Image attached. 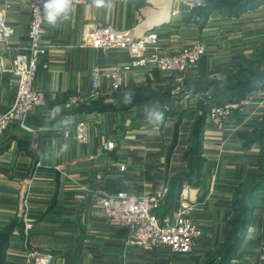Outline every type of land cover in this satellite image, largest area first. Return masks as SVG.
Masks as SVG:
<instances>
[{
  "label": "crops",
  "instance_id": "crops-1",
  "mask_svg": "<svg viewBox=\"0 0 264 264\" xmlns=\"http://www.w3.org/2000/svg\"><path fill=\"white\" fill-rule=\"evenodd\" d=\"M111 5L98 8L93 0L72 4L58 27L45 21L46 52L39 58L34 88L45 94L46 103L24 125L12 124L0 138V233L16 220L23 223L1 253L3 264H27L30 251L51 253L54 264H217L220 250L235 231L230 222L236 192L259 167L260 146L247 142L264 118V94L245 115H233L222 128L213 127L204 113L201 164L190 178L184 156L198 108L219 103L215 92L222 93L223 87L213 79L224 84L241 60L254 59L256 51L264 54V21L256 19L264 5L240 16L217 13L208 19L194 11L195 0H111ZM0 10L14 29L0 47V112H4L16 96L18 77L11 70L15 56L27 52L31 14L29 0H0ZM95 22L132 38L155 32L168 53L199 42L207 44L208 53L198 70L186 76L183 87L175 74L139 68L126 74L124 86L115 93H108L105 84L106 94L96 100L103 99V105L112 109L68 113L79 107L70 106L69 99L88 95L95 66L113 70L129 61L125 52L81 46L85 25ZM257 61L264 65V59ZM128 92L134 93L132 101L125 100ZM152 101L164 113L158 126L149 123L142 110ZM55 105L62 112L49 120L48 110ZM63 117L72 118L67 128L59 123ZM80 121L90 126L88 144L76 139ZM185 182L191 186L194 218L203 232L187 255L172 254L165 247L127 246L129 231L110 225L104 211L95 206L102 193L156 196L166 189L158 211L165 216L178 207ZM247 225L229 264H264L259 258L264 192L256 197Z\"/></svg>",
  "mask_w": 264,
  "mask_h": 264
},
{
  "label": "built area",
  "instance_id": "built-area-1",
  "mask_svg": "<svg viewBox=\"0 0 264 264\" xmlns=\"http://www.w3.org/2000/svg\"><path fill=\"white\" fill-rule=\"evenodd\" d=\"M88 1L73 0V4L85 5ZM44 2L45 0H29L31 14L29 46L27 52H21L14 58L11 71L18 77L17 92L12 105L4 112H0V138L12 124L24 125L28 117L46 103L45 94L34 88L40 71L39 58L46 52L43 46ZM13 35V27L0 10V47L2 44H7ZM81 46H90L105 53L125 52L129 56V61L113 70H106L100 65L95 66L92 70V83L88 95L85 98L69 99L70 106H80L104 96L105 84L108 93L119 91L124 86L126 74L139 68H154L160 72L175 74L179 87H183L186 76L198 70L201 59L208 53V46L203 42L168 53L160 47L159 37L155 32L132 38L101 22L85 25ZM254 95L248 94L241 100H233L223 105L211 104L207 112L209 123L215 128H222L233 115H245L247 111L244 108L250 104ZM75 131L79 143H89L90 126L87 122H78ZM107 146L110 149L114 148L112 143ZM190 190V184L185 182L178 207L165 216L160 215L158 211L167 193L166 189L156 196H137L128 191L115 194L102 193L96 198L95 206L104 211L110 225L129 231L127 246L144 249L165 247L172 254L187 255L194 251L196 241L203 236L194 218L193 213L197 208L191 202ZM259 258L264 261V244ZM54 261L55 256L51 253L38 251H30L26 260L27 264H54Z\"/></svg>",
  "mask_w": 264,
  "mask_h": 264
},
{
  "label": "trees",
  "instance_id": "trees-1",
  "mask_svg": "<svg viewBox=\"0 0 264 264\" xmlns=\"http://www.w3.org/2000/svg\"><path fill=\"white\" fill-rule=\"evenodd\" d=\"M261 5H264V0H200V3H196L195 0L194 11L197 15L205 19H208L209 15L217 13L227 15L228 17H235L249 10L257 9ZM262 48L264 49V43L262 44ZM213 82H215L217 87L219 85L223 87L222 93L218 94V91L215 92V97L219 99L218 104L223 105L233 100H241L260 86L264 88V65L256 61L252 62V65H250L249 59L244 58L243 61L239 63L237 71L230 81L223 84L214 78ZM102 102L103 99L91 101L89 102L90 105L73 107L74 109H69L68 113L108 111L112 109L109 106L103 105ZM208 107L209 106L203 107L201 105L198 108L199 114L197 113V121L192 129L193 139L191 140V146L184 156V159L190 163V171L186 175L187 178H190L192 174L199 169L201 164L200 143L205 125L204 113H207ZM252 135L253 137L248 140L247 144L249 146L261 144V151L258 158L259 167L256 174L250 177L254 179L249 190H244L242 186L238 188L236 192L233 203L234 218L230 222V225L234 227L235 231L231 237L228 238L225 246H222L223 248L219 252L221 256L217 264H229L239 251L245 237L251 208L256 197L264 191V118ZM256 175L260 178L262 177L261 182L258 181ZM176 189H178V187ZM22 225V221L16 220L0 233V264H3L1 253L7 249L13 233L21 229ZM214 263L215 262L212 264Z\"/></svg>",
  "mask_w": 264,
  "mask_h": 264
},
{
  "label": "clouds",
  "instance_id": "clouds-1",
  "mask_svg": "<svg viewBox=\"0 0 264 264\" xmlns=\"http://www.w3.org/2000/svg\"><path fill=\"white\" fill-rule=\"evenodd\" d=\"M96 7H111V0H93ZM200 3V0H196ZM73 0H45L44 2V18L47 25L55 28L60 25L69 16L72 9ZM133 92L125 94L126 101H132ZM142 110L149 123L158 126L164 122V113L157 102H150L142 106ZM62 109L59 105H55L48 110L49 120H56L60 116ZM61 127L67 128L72 124L71 117H63L59 121Z\"/></svg>",
  "mask_w": 264,
  "mask_h": 264
},
{
  "label": "rangeland",
  "instance_id": "rangeland-1",
  "mask_svg": "<svg viewBox=\"0 0 264 264\" xmlns=\"http://www.w3.org/2000/svg\"><path fill=\"white\" fill-rule=\"evenodd\" d=\"M257 17H256V19H260L261 21H264V9H262L261 11H259L258 13H257V15H256ZM255 26V23H253V25H252V27H254ZM250 28H252L251 26H249ZM252 55V54H251ZM253 56H254V59H249V61H250V65H252V62H254V61H256V62H258L257 61V59H264V54L263 53H261V52H258L257 53V51H256V53H254L253 54ZM243 60H241V62H242ZM222 63V65H225V64H223L224 63V61L223 62H221ZM235 75V73H233L232 75L230 74V78L229 79H231L233 76ZM222 77V76H221ZM220 77V78H221ZM222 78H224V77H222ZM260 86V85H259ZM257 90L259 91L258 93H254V91L253 92H251V93H249V94H251V95H253V94H256V95H254V96H256V97H253V100L250 102V104L249 105H251V106H249V105H247L244 109H246V111L248 110V109H250L252 106L254 107V105H255V103H254V101H256V99L259 97H262L263 95H261V94H264V88L263 87H259V88H257ZM256 91V90H255ZM200 114H201V112H200ZM237 114V113H236ZM253 137V135H251L250 136V138H252ZM254 137H255V135H254ZM259 152L261 151V144H259ZM260 154V153H259ZM258 158H259V156H258ZM259 162V161H258ZM189 163V162H188ZM189 165H190V163H189ZM255 175V174H254ZM256 178L258 179V181L259 182H261L262 181V177L260 178L259 176H257L256 175ZM253 179L254 178H249L248 180H246V183L243 185V189L244 190H249V188H250V185H251V183L253 182ZM264 192V191H263Z\"/></svg>",
  "mask_w": 264,
  "mask_h": 264
}]
</instances>
